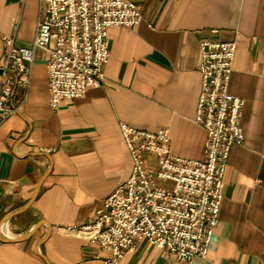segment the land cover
Returning a JSON list of instances; mask_svg holds the SVG:
<instances>
[{
	"label": "crops",
	"instance_id": "crops-1",
	"mask_svg": "<svg viewBox=\"0 0 264 264\" xmlns=\"http://www.w3.org/2000/svg\"><path fill=\"white\" fill-rule=\"evenodd\" d=\"M134 1L143 19L108 28L102 85L52 108L49 52L39 48L31 82L14 88L17 110L0 124V264H107L109 250L67 227L91 221L132 174L121 122L167 128L174 154L205 157L196 121L204 38L237 41L229 91L244 99L245 131L208 255L180 259L144 237L118 264H264V0ZM39 14L40 0H0V65L3 37L31 45Z\"/></svg>",
	"mask_w": 264,
	"mask_h": 264
},
{
	"label": "built area",
	"instance_id": "built-area-1",
	"mask_svg": "<svg viewBox=\"0 0 264 264\" xmlns=\"http://www.w3.org/2000/svg\"><path fill=\"white\" fill-rule=\"evenodd\" d=\"M143 19L134 0H40L32 44L3 37L0 65V124L17 110L12 94L31 82L39 48L49 52L50 103L57 109L67 98L84 95L105 82L110 57L108 28L134 26ZM202 77L196 121L207 132L203 159L176 155L167 128L147 130L120 123L132 155V174L106 197L95 217L67 229L111 252L107 264H118L126 251L148 237L180 259L206 258L219 220L222 184L234 145L245 140L244 99L229 91L236 40L204 38L200 42ZM154 155L157 167L147 157Z\"/></svg>",
	"mask_w": 264,
	"mask_h": 264
}]
</instances>
